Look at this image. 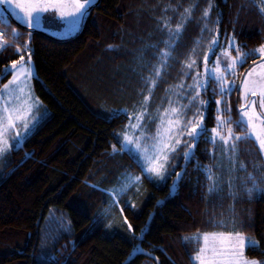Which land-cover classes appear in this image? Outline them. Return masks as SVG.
I'll use <instances>...</instances> for the list:
<instances>
[{
  "label": "trees",
  "instance_id": "obj_1",
  "mask_svg": "<svg viewBox=\"0 0 264 264\" xmlns=\"http://www.w3.org/2000/svg\"><path fill=\"white\" fill-rule=\"evenodd\" d=\"M167 2L99 0L72 37L58 39L44 32H33L34 91L51 114L22 147L11 151L4 165L0 178V264H38L33 253L39 251L42 235L48 237V247L55 259L64 264H195L191 257L201 240L184 241L183 236L196 234L197 230L200 233L232 230L230 225L224 227L211 222L221 219V213L231 215L228 210L231 197L224 195L221 199V194H206L203 173L193 168L197 159L201 164L213 162L204 151L212 146L202 137L174 194H169V186L175 172L166 182L144 178L140 192L133 186L120 197L115 215L100 216L95 232L72 250L71 241L79 237L89 219L99 215L108 203L107 193L85 181L99 182L100 188H108L125 168L140 173L127 154L110 152L129 117L121 115L111 120L106 117L108 109L131 108L133 101L141 98L137 91L134 93L135 71L129 69L135 62L130 58L137 57L136 48L160 34L155 17L162 15L161 8ZM216 4L212 16L215 19L217 12L222 13L221 40L225 33L235 30L244 48L264 42V15L251 0H216ZM203 6L202 2L200 7ZM17 28L27 32L20 25ZM198 32L195 23L188 24L182 39L187 51ZM108 44L118 47L108 49ZM19 55L12 48L0 52V68ZM256 58L248 57L239 71L243 72ZM10 76L11 72L3 75L0 84ZM236 92L227 98L233 107V119L238 116ZM215 108V96H212L206 121L209 129L215 124ZM239 147L240 159L251 170V164L259 160L258 145L249 139L240 141ZM26 153L31 156L25 158ZM180 162L183 163L182 157ZM124 201H128L126 207ZM132 202L137 207L132 208ZM235 211L238 220L246 221L238 230L259 242L258 247L246 248V255L264 259V194L254 193L251 199L245 196L237 200ZM61 215L72 221L73 234L61 235L53 248ZM123 216L132 224L131 230L123 223ZM109 220L116 221L110 228L106 227ZM65 245L67 250L62 248ZM135 245L144 251L133 253Z\"/></svg>",
  "mask_w": 264,
  "mask_h": 264
},
{
  "label": "snow or ice",
  "instance_id": "obj_2",
  "mask_svg": "<svg viewBox=\"0 0 264 264\" xmlns=\"http://www.w3.org/2000/svg\"><path fill=\"white\" fill-rule=\"evenodd\" d=\"M202 2L204 6L201 8ZM251 2L264 15V0ZM94 3L95 0H0V52L12 48L20 54L18 59H12L9 65L0 68V79L11 72L7 82L0 84V160L5 163L11 151L22 147L34 129L49 118L47 108L34 95L31 85V80L35 78L31 45L34 30H44L45 21L53 18L45 14H54L66 20L63 30H79L90 15V7ZM216 8V0H187V3L185 0H168L161 8L162 15L155 17L156 30L162 36L145 43L138 50L133 68L140 77L141 87L137 89V95L141 99L133 101L131 108L125 106L108 109L106 117L109 120L121 115L129 117L117 135V143L111 145L110 152L127 154L140 169V173L132 172L130 167L125 168L108 188H100L99 182L85 181L92 188L107 193L108 203L99 215L89 219L79 237L71 241L72 250L78 242L95 232L100 216L107 218L115 215L114 208L120 204V197L131 191L133 186L137 193L140 192L144 178L157 183L166 182L175 172L169 186V194H174L184 180L188 172L187 165L195 156L203 137L212 146L204 151L213 162L201 164L197 159L193 168L203 173L206 194H221V199L224 195L231 197L232 203L228 209L231 215L221 213V219L211 222L224 227L230 225L232 230L203 233L197 230L196 234L181 239L202 240L191 257L195 264H264V259L246 255L245 249L258 247L259 242L238 230L246 221L238 220L235 211L237 200L245 196L251 199L254 193L264 194V42L254 48H244L233 30L231 34H224V40L227 41L225 44L220 39L222 13L217 12L215 19L212 16ZM12 19L25 27L27 32L13 26ZM189 23H195L199 32L193 38L192 47L180 59L181 54L176 49ZM152 35L149 33V36ZM21 36L25 38L21 40ZM106 47L113 49L118 45L108 44ZM149 49L153 51L149 52ZM250 56L257 58L240 72L239 69ZM175 64H180V79L165 87L160 103L153 107L152 97L156 87L165 80ZM237 90L241 102L238 105V116L233 119V107L227 98ZM209 91L211 95H208ZM212 96H215L216 115L215 124L209 129L206 121ZM249 139H254L260 154L258 162L251 164V170L240 159L239 147L240 141ZM30 156L31 153L25 154V158ZM181 157L183 163L180 162ZM127 204L128 201H124L125 207ZM131 206L137 207L135 202ZM123 212L124 208L121 207V215ZM57 222L59 228L52 241L53 248L61 235L73 234L70 219L61 215ZM115 222L109 220L106 227H112ZM123 223L127 224L129 230L132 229L127 216H123ZM48 244V237L42 235L39 251L33 253L38 264H64V261L58 262L55 259ZM62 248L67 250L66 245ZM143 251L139 245L134 246L133 253Z\"/></svg>",
  "mask_w": 264,
  "mask_h": 264
},
{
  "label": "rangeland",
  "instance_id": "obj_3",
  "mask_svg": "<svg viewBox=\"0 0 264 264\" xmlns=\"http://www.w3.org/2000/svg\"><path fill=\"white\" fill-rule=\"evenodd\" d=\"M95 3H96V0H95ZM95 3H94V4H95ZM94 4H93V5H94ZM93 5H92V6H93ZM92 6H91V7H92ZM91 7H90V8H91ZM49 15H52L53 18H52L50 21H48V20L45 21V29H44V30H39V29H37V30H34V31L44 32V33H46V34H48V35H50V36H52V37H54V38H58V39H67V38H69V37H72V36L76 35V34L79 32V30L81 29V28H80L79 30L72 31V32H69V31H67V30H63V28H64V24H65L67 21H66V20H61L59 17H55L54 14H45V16H49ZM11 23L13 24V26H16V27H17V25H20L21 27H23L18 21L14 20V19L11 20ZM23 29H25V30L27 31V29H26L25 27H23ZM205 35H207V34H205ZM161 36H162V33H160L158 36H156V38L154 37V40H153V41L160 39ZM222 41H223L225 44L227 43V41H225V40H222ZM182 43H183V42H181L178 51L176 50L178 53L181 54V55H180V59H183V54L188 52L187 49H186V47H187L186 43L183 44V45H182ZM161 47H163V45H161ZM191 47H192V44H191ZM191 47H190V48H191ZM140 48H141V46H139V48H136V53H137V55H138V50H139ZM190 48H189V49H190ZM148 51L151 52V51H153V50H152V49H149ZM216 51L219 52L220 49L217 48ZM201 55H202V53H201ZM130 59H131L133 62L136 63V56H135V57L131 56ZM214 59H215V56H213V60H214ZM133 62H132V63H129V65L132 66ZM8 65H9V64H8ZM127 66H128V64H127ZM133 68H134V66H133ZM133 68L130 67L129 70L133 71V70H132ZM34 69H35V67H34ZM179 69H180V64H175V65L169 70V74L166 76L165 80H163V81L159 84V86L156 87L155 90H157L158 92H156V94H154V96L152 97V106H153V107H155V105H156L157 103H160V97H161L162 95H164V89H165V87H167L168 84L174 83V82H176L177 80L180 79V71H179ZM133 73H134V76L132 77L133 79H132V78H131V79H132V80H135V81H134V86H137L136 88H134V93H135V92L137 91V89L140 88V86H141V81H140V77H139V75L137 74V72L135 71V72H133ZM35 77H36V72H35ZM129 77H130V75H129ZM230 78H231V77H230ZM188 79L190 80L191 78L189 77ZM6 82H7V81H6ZM31 85H32V89H33L34 95L37 96L36 93H35V91H34V79L31 80ZM139 99H141V98H139ZM124 100H126V98H124ZM240 102H241V101H240V98H239V95H238V90H237V92H236V103H237V105H239ZM164 103L166 104L167 101L165 100ZM43 105L47 108V111H48L49 116H50L51 111H50L49 107H47L44 103H43ZM237 108H238V106H237ZM189 115H191V112H189ZM39 126H40V125H39ZM39 126H38V127H39ZM38 127H37V128H38ZM37 128H36V129H37ZM36 129H34V131H35ZM122 130H123V129H122ZM122 130H121V131H122ZM34 131H33V132H34ZM218 152H220V149H218ZM4 165H5V161H4V160H0V178L3 176V168H4ZM248 236H249V235H248ZM251 238H252V237H251ZM201 243H202V240H201Z\"/></svg>",
  "mask_w": 264,
  "mask_h": 264
},
{
  "label": "water",
  "instance_id": "obj_4",
  "mask_svg": "<svg viewBox=\"0 0 264 264\" xmlns=\"http://www.w3.org/2000/svg\"><path fill=\"white\" fill-rule=\"evenodd\" d=\"M98 1H99V0H97L95 4H97V3H98Z\"/></svg>",
  "mask_w": 264,
  "mask_h": 264
}]
</instances>
